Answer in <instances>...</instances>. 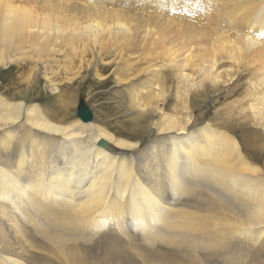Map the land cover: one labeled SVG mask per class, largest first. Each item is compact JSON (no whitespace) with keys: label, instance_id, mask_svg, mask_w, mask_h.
Masks as SVG:
<instances>
[{"label":"bare ground","instance_id":"bare-ground-1","mask_svg":"<svg viewBox=\"0 0 264 264\" xmlns=\"http://www.w3.org/2000/svg\"><path fill=\"white\" fill-rule=\"evenodd\" d=\"M13 1L0 0L4 62L52 53L67 40L94 37L90 39L96 42L97 35L107 42L125 36L124 46L131 48L137 34L149 36L153 30L139 12L141 19L135 22L101 25L93 20L79 31L75 23L66 37L72 17L61 12L19 15ZM259 6L243 10L244 24L233 48L240 54L230 55L241 67L246 58L264 57V9ZM127 15L133 19L135 12ZM262 75V88L255 90L249 107L259 109L257 119L264 128ZM219 87L203 85L213 92L209 96L222 92ZM57 88L56 101L70 105ZM10 92L8 97L0 93V264H208L209 259L237 264L264 234V172L258 165L264 161V130L247 125L240 143L229 128L231 107L220 109L228 113H220L221 126L196 124L191 115V131L185 133L175 115L166 112L154 127L158 137L134 155L123 152L133 142L90 121L57 123L51 119L58 114L52 117L38 104L11 101L15 96ZM120 99L114 102H122L124 109ZM147 121V114L138 112L120 135L145 141L141 136ZM245 121L236 125L244 129Z\"/></svg>","mask_w":264,"mask_h":264},{"label":"rangeland","instance_id":"rangeland-1","mask_svg":"<svg viewBox=\"0 0 264 264\" xmlns=\"http://www.w3.org/2000/svg\"><path fill=\"white\" fill-rule=\"evenodd\" d=\"M13 4L20 7L19 15L29 11L58 15L61 12L60 15L67 16L62 15L64 18L72 17L64 29L66 37L73 33L72 28L78 27L76 30L79 31L93 20L101 25L135 22L136 17L141 19L139 12L147 17L153 30L150 37L148 34L147 37L142 33L135 34L137 40L131 44L132 50L125 48V36L118 42H112L108 36L110 44L104 36L97 35L100 38L96 42L92 41L94 37H89L57 43L52 53L34 55L37 58L33 59L12 63L5 60L7 64H4L5 58L0 57V93L3 97L12 94V90L15 97L9 100L38 104L44 113L58 114L57 119H50L64 125L81 121L77 108L81 100L85 101L93 113L90 122L98 129L133 142L132 148H123L125 154H137L150 140L158 137L154 127L166 112L174 114L180 125L185 127L182 133L191 131V126L187 125L191 115L196 124L213 122L215 126H221L219 123L223 119L220 113L228 116L227 111H220L224 107L232 108L230 115L233 121L228 120V124L232 122L233 126L229 128L240 143L244 140L242 131L249 128L247 125L264 130L259 124L261 120L257 119L259 109L249 107L255 90L262 88L259 74L264 73V66H260L264 64V57L260 55L256 61L246 58L242 67L237 59L230 57L240 54L239 49L233 48L244 24L243 12L258 5H262L263 10L264 0H14ZM124 8L127 9L125 13ZM117 12L123 13V17H119ZM134 12L133 19L129 18L127 13L131 15ZM73 35L77 36L72 34L71 37ZM262 36L264 42V34ZM102 38L106 41L101 42ZM120 39L124 41L120 43ZM206 82L216 83L222 92L209 96L213 92L204 91ZM54 87H58L57 94L63 93V99H67L70 105L64 106L56 101ZM119 95L125 100L124 109L122 102H114L116 98L120 99ZM216 99L219 103H214ZM126 109L132 114L126 116ZM138 112L148 116L147 131L141 136L145 141L135 136L120 135L128 120ZM237 116L242 120L236 119ZM239 121H245L244 129L236 125ZM244 152L247 154V149ZM262 161L258 165L264 172ZM263 242L264 234L256 248L245 255V260L240 258L237 264H264ZM208 264H213L210 259ZM220 264L229 263L220 260Z\"/></svg>","mask_w":264,"mask_h":264},{"label":"water","instance_id":"water-1","mask_svg":"<svg viewBox=\"0 0 264 264\" xmlns=\"http://www.w3.org/2000/svg\"><path fill=\"white\" fill-rule=\"evenodd\" d=\"M77 116L83 122H89L93 119V113L85 101H82V100L80 101L78 108H77Z\"/></svg>","mask_w":264,"mask_h":264}]
</instances>
